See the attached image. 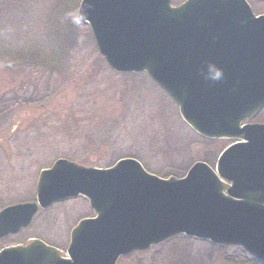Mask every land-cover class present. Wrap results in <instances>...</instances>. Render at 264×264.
I'll list each match as a JSON object with an SVG mask.
<instances>
[{
    "label": "water",
    "instance_id": "1",
    "mask_svg": "<svg viewBox=\"0 0 264 264\" xmlns=\"http://www.w3.org/2000/svg\"><path fill=\"white\" fill-rule=\"evenodd\" d=\"M97 47L120 73L147 72L208 138H234L217 171L196 162L161 178L135 158L110 168L65 158L41 171L36 197L0 211V239L55 202L88 198L94 217L71 233L68 257L39 238L0 250V264H117L119 257L185 234L239 245L264 263V14L247 0H82ZM222 68L219 82L204 79Z\"/></svg>",
    "mask_w": 264,
    "mask_h": 264
},
{
    "label": "rangeland",
    "instance_id": "2",
    "mask_svg": "<svg viewBox=\"0 0 264 264\" xmlns=\"http://www.w3.org/2000/svg\"><path fill=\"white\" fill-rule=\"evenodd\" d=\"M179 5L185 0H171ZM264 14V0H248ZM81 0H0V210L33 201L40 171L59 158L98 168L133 157L162 178L192 164L216 167L233 139H209L146 72L114 71L89 25L75 26ZM264 123V109L249 120ZM94 216L79 196L41 210L4 246L36 237L67 256L72 228ZM118 264H262L238 246L173 237Z\"/></svg>",
    "mask_w": 264,
    "mask_h": 264
},
{
    "label": "clouds",
    "instance_id": "3",
    "mask_svg": "<svg viewBox=\"0 0 264 264\" xmlns=\"http://www.w3.org/2000/svg\"><path fill=\"white\" fill-rule=\"evenodd\" d=\"M65 19H67L75 26L79 27L82 23L86 22L87 16L81 10L79 13L76 14L73 13L66 14ZM209 66L213 68L214 71L210 78L208 76H205L204 79L207 81H211L213 83L221 81L224 78V73L222 68H220L219 65H216L215 62H210Z\"/></svg>",
    "mask_w": 264,
    "mask_h": 264
}]
</instances>
